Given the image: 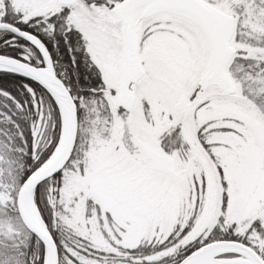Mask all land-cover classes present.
<instances>
[{
	"label": "snow or ice",
	"instance_id": "obj_1",
	"mask_svg": "<svg viewBox=\"0 0 264 264\" xmlns=\"http://www.w3.org/2000/svg\"><path fill=\"white\" fill-rule=\"evenodd\" d=\"M0 264H264V0H0Z\"/></svg>",
	"mask_w": 264,
	"mask_h": 264
}]
</instances>
